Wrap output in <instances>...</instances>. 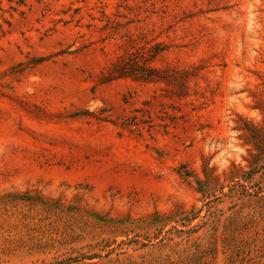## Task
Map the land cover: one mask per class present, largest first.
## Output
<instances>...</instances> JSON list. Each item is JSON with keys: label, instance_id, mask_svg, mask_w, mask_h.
<instances>
[{"label": "rangeland", "instance_id": "374dc122", "mask_svg": "<svg viewBox=\"0 0 264 264\" xmlns=\"http://www.w3.org/2000/svg\"><path fill=\"white\" fill-rule=\"evenodd\" d=\"M0 264H264V0H0Z\"/></svg>", "mask_w": 264, "mask_h": 264}, {"label": "trees", "instance_id": "16d2710c", "mask_svg": "<svg viewBox=\"0 0 264 264\" xmlns=\"http://www.w3.org/2000/svg\"><path fill=\"white\" fill-rule=\"evenodd\" d=\"M148 69V68H147Z\"/></svg>", "mask_w": 264, "mask_h": 264}]
</instances>
